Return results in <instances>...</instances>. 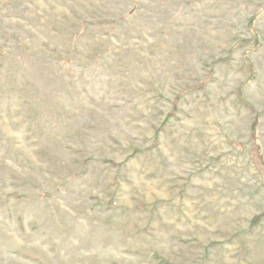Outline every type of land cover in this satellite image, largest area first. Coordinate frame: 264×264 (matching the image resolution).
<instances>
[{"label":"rangeland","instance_id":"obj_1","mask_svg":"<svg viewBox=\"0 0 264 264\" xmlns=\"http://www.w3.org/2000/svg\"><path fill=\"white\" fill-rule=\"evenodd\" d=\"M262 164L264 0H0V264H264Z\"/></svg>","mask_w":264,"mask_h":264},{"label":"trees","instance_id":"obj_2","mask_svg":"<svg viewBox=\"0 0 264 264\" xmlns=\"http://www.w3.org/2000/svg\"><path fill=\"white\" fill-rule=\"evenodd\" d=\"M262 165H263V164H262ZM262 169H263V172H264V165H263V168H262ZM254 221H255V220H254Z\"/></svg>","mask_w":264,"mask_h":264}]
</instances>
